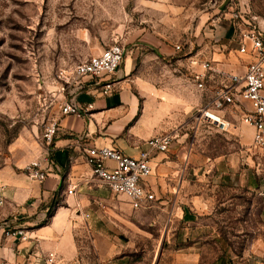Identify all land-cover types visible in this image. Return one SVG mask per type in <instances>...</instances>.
<instances>
[{
    "label": "rangeland",
    "instance_id": "1",
    "mask_svg": "<svg viewBox=\"0 0 264 264\" xmlns=\"http://www.w3.org/2000/svg\"><path fill=\"white\" fill-rule=\"evenodd\" d=\"M139 1L0 0V171L12 168L25 174V164L40 162V151L33 161L27 160L30 153L40 150L44 127L55 119L63 103L62 74H70L77 64L114 43L129 52L128 41L136 34L132 25L139 22ZM197 4L205 13L215 9L220 10V16L235 13L238 17L231 19L233 22L246 21L264 30V0H197ZM156 36L175 46L184 43L185 34L173 29ZM180 82L188 84L184 79ZM206 100L203 97L202 104ZM226 111L218 115L237 123ZM174 114L166 118L171 127L164 132H173L174 142H178L181 139L178 125L185 122L181 132L186 135L179 145L184 158L180 167L185 168L189 163L186 158L193 155L195 162L189 164L200 170L199 177H189L190 183L225 186L236 183L227 179L203 180L201 175L210 171L212 161L219 157L233 169L246 168L240 157L243 149L240 139L236 137L234 141L231 133L222 132L213 124L197 123L194 111L185 118ZM250 148L260 152L253 146ZM177 182L176 177L174 185ZM225 186L210 194L214 218L209 233H196L192 229L188 236L182 231V224L159 216L150 205L133 210L123 196L105 190L107 195L99 200L100 204L91 202V206L83 209L88 218L79 223V231L72 235L76 250L73 260L78 264H174L178 250L192 247L207 250L199 258V264H210L215 259L214 253L221 254L220 264H248L251 259L264 264L263 201L258 193H253L251 202L242 199L238 207L231 205L228 200L235 194ZM55 208L48 202L31 213H11L4 201L0 206V264L40 261L44 256V253L40 256V238L30 235L49 223ZM89 222L92 227L87 225ZM17 232L25 240L13 235ZM109 246L116 249L115 256L101 262L97 258L98 249ZM255 249H262L263 255L257 250L253 258L249 256Z\"/></svg>",
    "mask_w": 264,
    "mask_h": 264
},
{
    "label": "crops",
    "instance_id": "2",
    "mask_svg": "<svg viewBox=\"0 0 264 264\" xmlns=\"http://www.w3.org/2000/svg\"><path fill=\"white\" fill-rule=\"evenodd\" d=\"M139 2V22L132 25L136 34L128 41L131 49L124 52L121 66L110 80L111 91L103 95L100 86H93L79 94L78 116L62 115L60 110L56 114L54 120L58 128L49 159L45 160L41 143L40 150L30 153L27 161H33L40 151V166L47 172L44 181H31L12 168L0 171V191L8 212L31 213L55 199V213L49 223L30 235L40 238V256L42 253L44 256L40 261L25 264H44L49 252L56 254L55 264H78L73 260L76 250L72 235L79 231V223L86 221L83 209L91 206V202L100 204L99 200L107 195L105 190L109 192L93 178L85 163L86 148L109 147L126 156L138 157L149 138L166 133L164 131L171 127V122L166 120L168 116L175 111L174 116L179 115V118L187 117L192 111L195 113L208 100L209 91L218 87L219 78L215 76L206 83L208 92L196 88L192 78L194 74L202 73L203 63H210L218 72L243 75L247 65L254 61L251 55L239 53V29L230 14L220 16L217 9L205 13L199 8L197 0ZM173 29L185 34L184 46H172L156 36ZM260 31L264 37V30ZM185 43L188 45L185 46ZM177 46L186 48L182 56L175 50ZM183 79L188 84L181 83ZM203 97L207 100L202 104ZM241 105L249 109L247 102ZM243 110L238 109L234 113L225 110L237 119V123L233 119H225L227 126L222 132L227 130L234 141L236 137L240 139L239 143L243 146L240 157L247 167L233 169L219 157L212 161L213 168L201 175L203 180L211 178L236 182L233 185L190 183L189 177H199L200 170L191 168L189 164L195 162L193 155L186 158L189 163L185 168L180 167L184 162L179 145L186 135L181 132L185 122L177 128H181V139L178 142L173 140L167 152L155 155L150 162L152 173L147 178V185L156 200L149 207L159 216L182 224L181 229L186 236L192 229L196 233H209V224L214 218L210 194L222 189V186L235 194L228 200L231 205L238 207L242 199L251 202L253 193H258L264 204V154L253 152L250 148L253 145V129L241 122ZM222 112H219L220 115ZM170 134L174 137L173 132ZM176 177L178 182L174 185ZM67 187H75L72 195H67ZM87 225L92 227L91 223ZM96 237L99 239V236ZM112 246L99 248L98 260L108 262V259H113L116 249ZM257 250L263 255L262 249L252 250L254 253L248 255L253 258ZM204 253L207 250L183 247L176 252L174 264H199V258ZM213 256L215 259L210 264H220L218 258L221 254L214 253ZM259 263L251 259L248 264Z\"/></svg>",
    "mask_w": 264,
    "mask_h": 264
},
{
    "label": "built area",
    "instance_id": "3",
    "mask_svg": "<svg viewBox=\"0 0 264 264\" xmlns=\"http://www.w3.org/2000/svg\"><path fill=\"white\" fill-rule=\"evenodd\" d=\"M237 17L235 13L231 15L232 20ZM237 26L239 53L251 55L254 61L247 65L243 75L218 72L210 63H203L202 73L194 74L192 78L196 88L208 92L206 83L215 76L219 78V84L216 89L209 91L208 100L195 111L194 117L197 123L207 122L223 131L227 122L218 115L219 112L227 110L234 113L238 109H244L241 122L253 129L252 146L264 154V37L259 29L246 21L238 22ZM186 45L188 44L185 43ZM183 48L177 46L175 50L181 52ZM123 55L124 49L114 43L98 55L77 64L70 74H62L61 94L64 99L60 107L61 114L78 116L77 96L90 87L100 86L101 93L107 95L112 88L110 80L118 72ZM242 102H247L249 109L243 108ZM213 115L222 121L214 123ZM57 128L56 120H51L44 127L42 148L45 160L51 156ZM173 140L170 133L153 136L146 141L145 148L136 158L109 147H88L84 150L85 163L99 184L112 194L123 196L131 209L140 210L156 200L155 194L147 185V178L152 173L150 162L155 155L167 152ZM23 170L31 181L43 182L47 176L38 160L30 162ZM74 190L75 187H67V195H72ZM1 192L0 206L5 199ZM83 217L86 219L88 215L83 214ZM13 235H19L25 240L21 232ZM55 260L56 254L49 252L45 256L44 264H55Z\"/></svg>",
    "mask_w": 264,
    "mask_h": 264
},
{
    "label": "bare ground",
    "instance_id": "4",
    "mask_svg": "<svg viewBox=\"0 0 264 264\" xmlns=\"http://www.w3.org/2000/svg\"><path fill=\"white\" fill-rule=\"evenodd\" d=\"M213 119H214V123H216L217 121L221 122V119H217V116L213 115Z\"/></svg>",
    "mask_w": 264,
    "mask_h": 264
},
{
    "label": "trees",
    "instance_id": "5",
    "mask_svg": "<svg viewBox=\"0 0 264 264\" xmlns=\"http://www.w3.org/2000/svg\"><path fill=\"white\" fill-rule=\"evenodd\" d=\"M51 204H52V206H54V205H55V199H54V201H52V203H51Z\"/></svg>",
    "mask_w": 264,
    "mask_h": 264
}]
</instances>
